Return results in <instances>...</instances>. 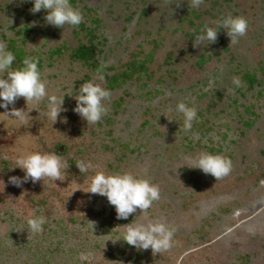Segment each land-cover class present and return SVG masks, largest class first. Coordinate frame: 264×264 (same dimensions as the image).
Here are the masks:
<instances>
[{"label": "rangeland", "instance_id": "1", "mask_svg": "<svg viewBox=\"0 0 264 264\" xmlns=\"http://www.w3.org/2000/svg\"><path fill=\"white\" fill-rule=\"evenodd\" d=\"M70 2L83 13L79 27L48 25L31 2L0 0V42L16 57L13 68L38 57L48 94L66 109L54 124L47 98L17 99L30 117L24 124L0 109V264H264V0H204L197 9L190 0ZM226 15L248 21L237 45L220 29L214 44L193 47L204 25ZM90 43L94 65L75 60ZM133 61L144 69L123 81ZM101 67L105 81L95 82L111 98L101 121L87 125L74 98ZM233 76L246 86L229 94ZM180 102L196 109L191 131L175 110ZM36 151L61 155L69 164L62 180L10 184L24 175L16 158ZM201 152L230 158V174L215 181L189 168L185 157ZM80 160L96 167L80 173ZM97 171L157 185L149 218L174 225L178 243L156 254L117 241L122 226L147 221L139 209L119 220L106 197L84 193ZM33 215L46 217L43 232L28 230ZM88 251L91 261H81Z\"/></svg>", "mask_w": 264, "mask_h": 264}, {"label": "clouds", "instance_id": "2", "mask_svg": "<svg viewBox=\"0 0 264 264\" xmlns=\"http://www.w3.org/2000/svg\"><path fill=\"white\" fill-rule=\"evenodd\" d=\"M25 2L32 3L30 11L33 14L45 10L47 13L43 18L45 23L57 28H63L64 25L79 27L84 20L83 13L74 8L70 0H25ZM203 3L204 0H190V6L194 9L199 8ZM213 24L216 26L212 27L206 24L196 33L193 47L201 46L205 42H207V46L214 44L220 29H223L229 38V45H237L248 30V21L242 16L226 15L213 21ZM15 60L13 52L7 49L5 43L0 42V72L6 73L4 76L6 78L0 77V109L6 110L5 116L24 124L29 121L30 117L28 112L14 107L17 99L23 97L27 103L42 102L47 98V112L44 115H47L54 124L58 116L66 109L62 107L63 98L48 94L46 81L42 79L38 67L39 58L26 56L19 67L13 68ZM95 81L101 83L105 81L102 67L96 70L92 80L84 82L79 87L76 98H74L76 104L72 111L86 121L87 125L101 121L107 114L104 101L111 98V92ZM232 85L233 87L228 89L229 94L233 93L235 89L246 86L239 76H233ZM10 106L13 107L10 108ZM175 110L183 115L184 130L191 131L193 121L197 119L196 109L187 103L180 102L176 105ZM185 160L188 165H192L189 168L199 169L202 173L214 177L215 181L228 176L232 170L231 159L218 154L201 152L195 157L186 156ZM15 162L17 165L15 168H20L24 173L22 177L9 178L8 182L16 187H21L22 184L29 181L54 184L53 181L62 180L69 168V164L55 152H31L16 158ZM76 167L80 173H84L96 166L91 161L80 160ZM0 183L4 186L3 181ZM84 193L106 197L109 205L114 206L116 218L119 220H127L137 209L140 210V213H144V219L147 222L129 223L122 226L124 228L123 239L117 241H123L136 250L150 249L152 253L156 254L167 252L178 243L174 239L176 232L174 225L163 219L153 221L149 218L148 210L154 202L160 199L159 187L151 183L149 179L137 178L131 172L105 174L104 171H97L90 178L88 190ZM26 223L30 232L41 233L44 230L46 217L33 215L27 219ZM89 223L93 225L92 222ZM93 256L94 253L91 251L81 252L79 259L91 261Z\"/></svg>", "mask_w": 264, "mask_h": 264}, {"label": "trees", "instance_id": "3", "mask_svg": "<svg viewBox=\"0 0 264 264\" xmlns=\"http://www.w3.org/2000/svg\"><path fill=\"white\" fill-rule=\"evenodd\" d=\"M73 58L82 63L91 62L92 65L95 63V47L90 43V45H80L74 50ZM129 72L123 73V81L130 79L134 74L139 73L144 69V63L139 61H133L129 64ZM249 82L251 79H247ZM117 86V82L113 79L109 81L108 87L114 89Z\"/></svg>", "mask_w": 264, "mask_h": 264}]
</instances>
